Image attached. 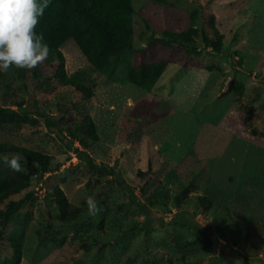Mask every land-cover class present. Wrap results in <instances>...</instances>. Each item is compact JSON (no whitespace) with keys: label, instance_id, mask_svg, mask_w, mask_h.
Returning <instances> with one entry per match:
<instances>
[{"label":"rangeland","instance_id":"rangeland-1","mask_svg":"<svg viewBox=\"0 0 264 264\" xmlns=\"http://www.w3.org/2000/svg\"><path fill=\"white\" fill-rule=\"evenodd\" d=\"M132 4V45L111 75L95 69L72 37L61 45L67 74L93 86L85 104L99 137L87 147L64 131L59 137L35 113L67 116L66 104L82 100L54 79L46 60L23 69L24 76L11 68L5 82L0 78V103L20 101L39 118L1 129L0 140L50 153L55 163L0 203L3 210L32 190L0 229V260L12 255L10 240L17 236L18 264H264V134L250 131L229 89L234 81L244 85L243 101L263 130L264 0ZM193 9L194 42L156 40L165 29L186 30ZM212 15L222 34L219 50L203 38L215 37ZM183 43L197 52L187 53ZM160 59L167 65L152 89L128 81L130 65ZM55 185L82 206L75 219H59ZM89 195L103 208L98 216L87 212ZM198 195L210 197L211 207H198Z\"/></svg>","mask_w":264,"mask_h":264},{"label":"trees","instance_id":"trees-1","mask_svg":"<svg viewBox=\"0 0 264 264\" xmlns=\"http://www.w3.org/2000/svg\"><path fill=\"white\" fill-rule=\"evenodd\" d=\"M149 1L168 3V0ZM133 10L132 0H51L50 6L45 10L36 31L38 33L43 32L45 43L50 49L46 62L55 80L62 85L72 86L74 93L82 97L81 101L72 98L66 104L64 110L70 113L67 116L62 114L52 117L43 110L35 112L44 118L47 128L54 131L59 137H63L64 131L70 138L77 140L84 147H87L91 141L97 140L99 137L96 124L88 114L85 104V100L94 94L93 86L85 84L73 74H67L61 45L68 37H72L95 69L111 75L123 51L129 49L132 45ZM196 19L197 11L193 9L190 13V25L186 30L173 31L165 29L163 36L156 38V40L166 44L177 40L194 42L199 32V28L195 25ZM214 21L215 17L212 15L209 20V27L215 37L208 38L203 35V38L205 43L208 42L213 48L219 50L222 44V34L215 26ZM183 45L187 53L197 52L194 46L188 43H183ZM54 61H57V63L53 64ZM166 65L167 62L164 59L130 65L127 79L140 88L150 90ZM15 70L18 76L25 75L23 69L15 68ZM6 74L0 72L2 82H5ZM6 85L9 86L8 83ZM229 89L234 91L235 100L244 111L250 131L254 134H264V129L259 131L254 125L256 116L254 108L243 101L244 85L241 82L234 81L230 84ZM13 105H16V107ZM69 116H72V118H68ZM38 121L37 115L34 116L30 113L20 101H12L8 104L0 103V130L5 127L18 130L26 125H34ZM0 153H20L22 157L27 159L26 172H14L7 166L0 164V203L29 188L34 173L39 172L41 176L55 166L52 154L10 141L0 140ZM21 163L23 164V161ZM187 193L188 188L185 187L182 195L175 197L177 207H180V203L183 197L187 196ZM31 195L32 190L21 199H10L8 201L6 208L0 210V229L6 225L10 216L21 207L24 200ZM52 197L57 206L59 219L63 222L75 219L82 211V206L68 200L59 185L53 187ZM196 202V205L203 209H208L213 203L207 195H198ZM159 219L161 220V218ZM174 220H177V217H174ZM201 234L208 238L204 232H201ZM53 240L58 245L63 242V238L56 237ZM210 242L216 244L215 240L213 242L210 240ZM10 243L12 255L2 261L0 260V264H18L20 261L22 253L20 239L14 236ZM232 250L234 249L232 248ZM235 252L239 254L238 251ZM232 260L235 261L233 257Z\"/></svg>","mask_w":264,"mask_h":264},{"label":"clouds","instance_id":"clouds-1","mask_svg":"<svg viewBox=\"0 0 264 264\" xmlns=\"http://www.w3.org/2000/svg\"><path fill=\"white\" fill-rule=\"evenodd\" d=\"M50 3L51 0H0V72L7 73L11 68L31 70L47 59L49 46L43 32L38 33L36 28ZM0 164L14 172L27 171V159L20 153H0ZM85 203L90 216L102 213L94 196H87Z\"/></svg>","mask_w":264,"mask_h":264}]
</instances>
